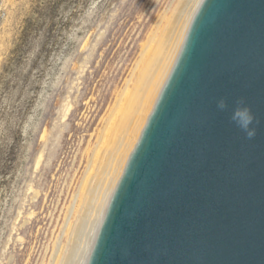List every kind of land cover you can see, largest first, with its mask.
Wrapping results in <instances>:
<instances>
[{"label": "water", "instance_id": "water-1", "mask_svg": "<svg viewBox=\"0 0 264 264\" xmlns=\"http://www.w3.org/2000/svg\"><path fill=\"white\" fill-rule=\"evenodd\" d=\"M88 264H264V0H203Z\"/></svg>", "mask_w": 264, "mask_h": 264}, {"label": "rangeland", "instance_id": "rangeland-1", "mask_svg": "<svg viewBox=\"0 0 264 264\" xmlns=\"http://www.w3.org/2000/svg\"><path fill=\"white\" fill-rule=\"evenodd\" d=\"M172 1L0 0V264L49 258L85 150Z\"/></svg>", "mask_w": 264, "mask_h": 264}, {"label": "bare ground", "instance_id": "bare-ground-1", "mask_svg": "<svg viewBox=\"0 0 264 264\" xmlns=\"http://www.w3.org/2000/svg\"><path fill=\"white\" fill-rule=\"evenodd\" d=\"M202 2L173 0L151 36L141 44L129 78L118 92L94 144L85 150V167L66 205L49 258L42 264H88L112 197Z\"/></svg>", "mask_w": 264, "mask_h": 264}, {"label": "clouds", "instance_id": "clouds-1", "mask_svg": "<svg viewBox=\"0 0 264 264\" xmlns=\"http://www.w3.org/2000/svg\"><path fill=\"white\" fill-rule=\"evenodd\" d=\"M224 101H220L217 107L221 110L225 108ZM253 115L251 110L245 106H243V102H238L236 108L233 109L231 120L239 127L248 138H252L255 135V132L250 129V125L253 123Z\"/></svg>", "mask_w": 264, "mask_h": 264}]
</instances>
